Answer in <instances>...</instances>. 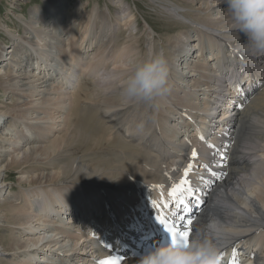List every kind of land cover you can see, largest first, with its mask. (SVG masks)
<instances>
[{
  "label": "bare ground",
  "instance_id": "6f19581e",
  "mask_svg": "<svg viewBox=\"0 0 264 264\" xmlns=\"http://www.w3.org/2000/svg\"><path fill=\"white\" fill-rule=\"evenodd\" d=\"M5 1L9 8L6 17L4 16L5 20L1 18L0 21V27L9 36L10 41L3 43L0 40V82L6 80L0 84L5 94L18 90L20 81H25L28 76L22 74L13 78L11 76L13 73L7 74V72H11L8 70L22 72L23 69L26 71L27 67L35 73L44 74V78L59 84L58 88L60 89L50 90L47 94L49 97L42 103L36 99L35 106L31 108L34 111L33 114L38 116L37 120L40 121L41 116L44 115L41 120L52 124L46 128L47 130L38 127L39 122H36V126L28 127L27 117L29 114L27 115L22 110H17L15 107L10 111L9 109L8 111L0 109V125H2L0 130V175H2L0 176L2 179L0 180V205L3 206L2 213L9 206L12 207L13 203L15 204L12 199L9 200L10 194L6 195L7 190H11L9 183L3 181V174L7 172L8 168L17 167L18 170H23V174L38 175L39 179L41 174L44 175L42 172L46 171L45 167L59 170L57 177L46 180V183L49 184H46L47 191H45L46 187L42 181L36 180V185L35 182L31 183L33 188L30 189L27 198L32 200L27 199L28 201L24 202L25 209L14 208L15 210H12L17 222L20 221L17 225L20 235L14 240L10 237L12 239L3 244L7 246L11 242L10 252L16 251L13 256L16 257L15 254L18 252L19 257L22 258L8 263L41 264V262H36L38 253H43L46 250L47 253L44 255V258H47L46 264H60L61 257L69 262H74V259L85 260L86 257L78 256L80 254L91 255L88 257L90 260L85 263L74 262V264H100L102 260H118L120 264H138L141 256L153 247H144L140 251L142 252L140 255L130 256L126 253L121 259L108 252L100 250L93 252L92 249L95 248L96 242L92 240L91 236L84 234V231L77 233L79 229L76 228L75 222L68 226L52 216L58 215L65 218V215L69 214L70 218L74 217V220L79 218L81 221L78 210L83 206L87 215L94 214L93 206L96 205L93 203L94 201L91 200V206L87 207L85 199L81 205L82 200L87 198V193L83 191L82 186L78 185V182L90 181L94 183L86 186H89L88 191L91 192L97 189L101 191L102 188L108 189L106 193L110 197L115 196V193L125 196L124 194L130 192L131 195L128 198L121 199L116 204L112 203L115 213H122L117 216V219L127 224L132 217L124 219V216L127 213L133 215L129 209L136 207L135 203L138 202V197L139 199L143 198L144 194L149 192L150 187L147 184L153 185L151 188L155 194L153 199L159 201L157 198L161 191L158 190L161 189L154 186L156 183H161L162 187L167 188H174L182 180H187L189 184L190 182L200 183L203 180L202 173L194 172L191 169L185 173V177H181L180 171L184 163L191 159V153L195 149L199 152L200 161H209L207 151L213 157L210 152L212 148L204 142L203 137L209 138L211 130H214V123L217 121L214 119V115L218 113L220 117L222 115L227 120L224 123L226 128L223 127L224 130L221 134L228 131L229 133L228 137L212 136L209 138L217 145L225 140L222 143L224 149L214 154V161L211 165L217 175L209 182V191L205 189V192L207 191L206 202L201 200L203 206L194 208L192 204H189L192 210L186 217L184 216L185 219L179 225L182 229L191 228L193 239L208 238L220 249L234 241L242 242L253 251L250 260L255 259V261L254 263L250 261L249 264H264V86L251 92V98L248 96L233 98L231 96L230 99L237 104L233 109L229 107L232 102L226 101L224 92H220V94L217 92L221 89L220 63L227 64L234 59L236 53L243 52L240 61L248 64L247 69L252 70L250 66L252 64L259 68L260 72L256 75V82H258L259 79L264 80V56L248 55L244 48L245 40L241 39L242 34L237 38L230 36L234 30L230 27V14L227 13L225 17L219 16L221 11H227L225 0H176L177 4H172L168 2L169 0L167 2L159 1L161 7L157 6L162 11L163 14H161L166 17V20L164 18L163 21L180 25L181 29L174 34H169L165 41L169 43L171 51L170 58L167 59L170 70L169 86L167 94L160 99L161 104L158 106L132 102L121 94L125 82L131 74L132 64L157 56L154 44L156 41L153 37L157 34L156 30L149 20H144L150 31L147 30L148 28L143 31L146 39L142 44L143 37L137 33L134 34V31L141 32L137 28L138 24L134 25L132 22L134 14L133 12L127 14L130 7L121 0L116 6L117 8L113 9L116 17L113 16L114 18L111 17L113 19L110 20L105 15L104 23L96 10L86 9L89 6L88 2L44 0L42 5L32 7L30 10L31 20H28L27 29L25 28L26 33L29 35L32 31L37 40L30 36L20 37L11 30L6 22L12 17L19 21L25 20L23 14L17 13V9L24 4L25 0ZM190 4L191 7L200 4L199 8L206 10V12L199 11L200 13L197 14L200 15L196 20L199 24L206 25L205 27L208 24L211 29L200 26L194 29L191 27L192 16L189 19L186 11L189 8L183 7V5L189 6ZM153 5L156 6V4ZM221 6L224 9H218ZM107 11L109 15L112 14L110 8ZM201 16L203 17L199 18ZM215 19L220 20L218 26L224 29L215 28L217 26ZM211 20L213 22H210ZM120 32L124 33L125 38L123 42L119 43L116 40ZM106 37L109 40L104 43V40L101 39H106ZM160 39L162 40V38ZM193 39L197 41V44L193 42ZM98 45L104 49L102 48L101 54L95 56L94 52ZM143 45H146L147 48L145 49ZM114 47H117L115 53L112 52ZM195 48L199 49L198 55L194 59L197 63L194 60H189V55H187L192 53ZM162 49L164 50V48ZM6 54L9 55L8 58L5 57ZM86 54L87 56L84 58ZM212 57L217 61L212 62ZM89 59L95 60L90 63L86 62ZM248 74L252 73L248 72ZM82 75L93 81L91 83H93L94 89L92 87L90 90L92 98L89 97V102L85 103V107H82L78 100L74 105V110H70L71 102L65 100L67 95L64 89L75 88ZM34 82L36 84V80L28 83L30 90L35 88H33ZM185 87H191L193 91H187ZM29 88L26 89L27 92H30ZM197 91L198 99H196ZM221 91H227L228 95L231 93L229 87ZM24 94L20 95V98H23L27 93ZM15 95L19 94L14 93L10 95V98ZM50 95H56V97ZM164 101L168 104L173 103V111L179 115L170 111L171 117H168L166 115L168 112H164L166 107L160 110ZM217 102L224 103L220 106L217 105ZM45 104L54 105L57 112L53 113L47 106L40 108ZM1 106L0 104V108ZM212 109H216L215 113H211ZM59 113L61 114L57 117L60 118L59 122L66 120L63 119L65 113H70V118L67 119L70 123L65 121L67 129L61 137L49 140L51 144L45 145V147H43L44 141L42 143L34 142L30 145L24 144L29 139L37 140L38 136L39 138L44 136L47 139L51 130L55 128L54 124L57 123L55 119ZM220 119L218 118V121ZM23 120L27 122H22ZM9 134L11 135L9 139L4 137ZM7 142L9 144H6ZM1 143L6 145H1ZM22 143L25 146L20 147ZM10 151L15 155L5 158L2 153ZM222 152L225 153L224 161L221 160L220 153ZM39 157L47 159L46 166H42L41 170L36 167L41 163L39 160H42ZM5 161L8 162L6 168L3 165ZM30 162L32 164L28 166L27 164ZM25 165L28 167H23ZM185 166L187 165L185 164ZM38 170L40 173H35ZM51 184L52 187H50ZM36 186L37 188H35ZM10 192L13 193L12 190ZM62 199H64V203L61 202ZM69 199H73L75 203L70 205ZM5 202L9 204H4ZM78 203L79 206H74ZM123 207L125 209L121 210ZM145 208H150V204L146 203ZM90 209L93 211L91 212ZM140 209L141 213L145 212L142 201ZM3 220H0V223L5 222ZM49 220L52 222L48 224ZM102 220V218L97 219V221ZM40 221L46 222L45 229L40 227L32 230L27 229L28 225L33 227L35 222L40 224ZM67 221L69 222L68 219ZM188 221H194L192 226ZM87 223L84 222V228ZM1 226L0 224V228ZM70 229L76 235L67 233ZM11 232L14 233L15 229ZM77 235H82V237ZM62 237H64L62 242L69 238L68 240L76 241L75 244L78 246L66 245L68 250L59 248L61 250L52 251L50 240L52 239V242L58 244L60 241L57 239ZM80 239L81 242H84L82 245H80ZM143 242L144 239L137 238L134 246L139 248ZM247 250L250 251L249 248ZM3 255L5 256L3 251H0V258Z\"/></svg>",
  "mask_w": 264,
  "mask_h": 264
},
{
  "label": "rangeland",
  "instance_id": "374dc122",
  "mask_svg": "<svg viewBox=\"0 0 264 264\" xmlns=\"http://www.w3.org/2000/svg\"><path fill=\"white\" fill-rule=\"evenodd\" d=\"M43 1L44 0H25L23 3L24 4H22L21 6H20V8L19 9H17V13H20V14H23L24 16H25V20H21V21H19V20H17V19H15V18H11V20H7L6 22H7V24H8V26L11 28V30L14 32V33H16V34H18V35H20V37H33L35 40H37V37H36V35L35 34H33V32L31 31V33H29V35H28V33H26L27 31L25 30V28L27 29V23H28V20L30 21L31 20V17H30V10L32 9V7H34V6H36V5H42L43 4ZM69 1H71V2H75V0H69ZM120 0H81L80 2H82V3H87L88 2V4H89V6L88 7H86V9H93V10H96L97 11V13L99 14V18H101L102 19V22L104 23V21H105V19H106V16L105 15H107L109 18L108 19H113L114 17H116V15H114V11H113V9H116L117 7V5L120 3L119 2ZM124 4H126L128 7H130V11H127V14H129L130 12H133V14H134V17L132 18V22L134 23V25L137 23L138 24V26H137V28H138V30L139 31H141V32H137V31H134V34H138L140 37H143V40H142V44H144V41H145V39L146 38H144V30H145V28L147 29L148 28V25H147V23H146V21H144V20H149V23H151V25L154 27V29L156 30V35H153V37H154V41H156L154 44L156 45V53H157V56L160 54V53H163L164 54V56H165V58L166 59H168V58H170L169 56V54H171V51H170V49H169V43H166L165 41L168 39L167 37L169 36V34H174V33H176V32H178V31H180V29H181V27H179L180 25H177V24H170V23H165L164 21H163V19L164 20H166V17H164L162 14V11H160L159 9V7L158 6H160L159 4V1H168V0H121ZM156 2V3H155ZM168 2H171L172 4L174 3V4H177L176 3V0H169ZM171 3H169V4H171ZM184 3V2H183ZM153 4H156V6L155 5H153ZM158 5V6H157ZM179 7H180V5H178ZM185 6V9H187V7L189 8V10L191 9V11L193 10V11H196V12H193V14H192V12L191 11H189V10H186L188 13H187V15H188V17H189V19H190V17H191V21H195V22H198L196 19H197V17H198V15H200V14H197V13H200L199 11H201V10H203L204 12H206V10H204V9H200L199 7H200V4L199 5H193L192 7H191V4L189 5V6H187V5H183V7ZM161 7V6H160ZM193 7H194V9H193ZM9 8V5H8V3L5 1V0H1V2H0V21L3 19V20H5V15H7V9ZM109 8L112 10V11H110L112 14L111 15H109V12L107 11V10H109ZM214 8V7H213ZM224 9V7L223 6H221L220 8H218V9ZM162 9V8H161ZM157 10V11H156ZM215 10H216V8H215ZM160 11V12H159ZM106 12H108L107 14H106ZM158 12V13H157ZM162 13V14H161ZM192 14V15H190V14ZM228 12L227 11H225V12H222L221 11V13H219V16H221V17H225L226 16V14H227ZM217 14V13H216ZM225 14V15H224ZM5 16V17H4ZM114 16V17H113ZM111 17H113V18H111ZM137 17V18H136ZM203 16H201V17H199V18H202ZM2 18V19H1ZM29 18V19H28ZM213 18V17H212ZM192 19H194V20H192ZM126 21H127V19H125ZM215 20H217L216 21V23H217V26H215V28L216 27H218V28H221V29H224L223 27H220V26H218V24L220 23V20L219 19H215ZM113 21V20H112ZM118 21V20H117ZM136 21V22H135ZM163 21V22H162ZM108 22H110V21H108ZM210 22H213V20H211ZM225 23H227V22H225ZM162 24V25H161ZM170 25V26H169ZM171 26H172V28H171ZM175 26H177V27H175ZM204 26H206V25H204ZM226 27V26H225ZM231 27V26H230ZM205 28H207V29H211V27H205ZM227 28V27H226ZM135 30H137V29H135ZM147 30H149L150 31V29L148 28ZM184 31V30H183ZM24 32V33H23ZM31 34V35H30ZM126 34V33H125ZM26 35V36H25ZM239 33L237 32V33H233V34H230V36H233V37H235V38H237V37H239ZM119 37L117 38V40L116 41H118L119 43L120 42H123L124 41V38H125V36H124V33H122V32H120V34L118 35ZM158 36H160V37H158ZM159 38V39H158ZM160 38H162V40L160 39ZM195 39V38H194ZM194 39H193V42H197V41H194ZM0 40L1 41H3V43H8V42H10L9 41V36L4 32V30L0 27ZM101 40H104V43H107V40H109L108 39V37H106V39L104 38V39H101ZM161 43H160V42ZM157 42H159V43H157ZM97 44H98V42H97ZM195 44H197V43H195ZM20 45H21V43H20ZM157 45H158V47H157ZM9 47H10V45H9ZM143 47H145V49L147 48V46L145 45H143ZM161 47V48H160ZM168 49H167V48ZM18 48V47H17ZM103 47L102 46H100V45H98L97 46V49H96V51L94 52L95 53V56L96 55H98V54H101L102 53V51H103V49H102ZM117 47H114L113 48V50H112V52L114 51V53H115V49H116ZM162 48H164V50L162 49ZM6 49H7V47H6ZM10 49V48H9ZM163 50V51H162ZM168 50H169V52H168ZM99 51V52H98ZM92 53V52H91ZM167 53V54H166ZM190 54H192V53H190ZM190 54H187V55H189L188 56V59L189 60H194L195 58H192V56H190ZM167 55H168V57H167ZM8 56L9 55H7L6 54V56L5 57H7L8 58ZM86 56H87V54L84 56V58H86ZM95 60V59H94ZM93 59H92V61H94ZM89 61V63L90 62H92L90 59L89 60H87L86 62H88ZM170 61H171V59H170ZM263 64H264V62H263ZM262 64V65H263ZM21 70V69H20ZM8 71H11V72H7V74H9V75H11V73H13V75H11L13 78H16V76H18V75H22V74H26V75H28V76H26L27 77V79L25 80V81H23V80H18V81H20V84H19V89L18 90H14L13 91V93L12 92H10V94H5V91H4V89H2V86H1V84L3 83V82H5V81H3V82H0L1 84H0V104L2 105L1 106V110H3V111H8V109H9V111L10 110H12L13 109V107H15V109H19V110H22V111H24L25 113H27V115H28V117H27V120H28V122L27 121H25V120H23L22 122H27V126L29 127V126H36V122H39L40 124L38 125V127H40V128H42V129H45V130H47L46 128H48V126H52V124H48V123H46V122H43V120H41L42 119V117L44 116H41V119H40V121L39 120H37V118H38V116H36V115H34L33 114V110H31V108H33V106H35L34 105V103L36 102V99H39L38 100V102H44L45 100H46V98L47 97H49V95H47L48 94V92H50V90H60L58 87H59V84H57V83H55V82H53V81H49L47 78H44V74H39V72H33V70L32 69H30L29 67H27V69H26V71H24V69H23V71L22 72H19V71H17V70H8ZM79 72H80V70H79ZM81 74V73H80ZM39 75V76H38ZM1 76V75H0ZM32 76H36V77H32ZM12 77H11V79H12ZM24 77V76H23ZM18 78V77H17ZM21 79H22V77H21ZM34 80H36V84H35V82H34V85H36V86H34L33 85V88L34 89H31L30 90V88L28 87L29 85H28V83H30L31 81H34ZM40 80V81H39ZM39 81V82H38ZM13 82V81H12ZM22 82V83H21ZM40 82H42V83H40ZM43 82H45V83H43ZM91 82H93L91 79H89L88 80V78L85 76V75H82L81 77H79V81H78V83H77V86L75 87V88H70V89H64V90H66V95H67V97L65 98V100L66 101H68V102H71L70 104H69V107L71 108L70 110H74V105H76V102L79 100V102H80V105L82 106V107H85L86 106V102H89V97L90 98H92V95H91V93H92V91H90L91 89H92V87H93V83H91ZM38 83V84H37ZM40 83V84H39ZM24 84V85H23ZM17 85V84H16ZM169 86V85H168ZM23 88V89H22ZM29 88V90H30V92H27L26 91V89H28ZM51 88V89H50ZM84 89V90H83ZM93 89H94V87H93ZM187 89V91H190V92H192L193 91V89L191 88V87H185V90ZM48 90V91H47ZM63 90V91H64ZM16 91V92H15ZM32 92V93H31ZM65 92V91H64ZM86 92V93H85ZM14 93H17V94H19V95H15V96H12L11 98H10V95H12V94H14ZM26 95H25V94ZM68 93V94H67ZM3 94V95H2ZM22 94H24L25 96L23 97V98H20L21 96L20 95H22ZM181 95V94H180ZM179 95V96H180ZM51 97H56V95H50ZM198 97H199V95H198V91H197V98L196 99H198ZM27 100V101H26ZM34 100V101H33ZM164 100V99H163ZM11 102H13V103H11ZM30 104H32V106H29ZM161 104V100L159 99V100H157L156 102H155V105H160ZM164 104V105H163ZM162 104V107H160V110H162L164 107H166V110L164 111V112H168V114L166 113V115L168 116V117H171L169 114H170V111H172L173 113H175V114H177L176 112H174L173 111V106H174V104L172 105V104H168V103H166V101H164V103ZM168 104V105H167ZM72 105V106H71ZM172 105V106H171ZM196 105V104H195ZM46 106H47V108L50 110V111H52L53 113L54 112H57V110L56 109H54V105H50V106H48V104H45L44 106H41L40 108H46ZM52 106V107H51ZM6 108V109H5ZM186 108V107H185ZM231 112V111H230ZM73 113V112H72ZM71 113V114H72ZM59 115H61L60 113L56 116V124H54V126H55V128H53L52 130H51V134H49L48 136V138L46 139L44 136L43 137H41L40 136V138H39V136H38V138H36L37 140H35V141H33V140H26V141H28V142H26L25 141V143L24 144H28V145H30V144H34V142H43L44 141V146L43 147H45V145L46 146H48V145H50L51 144V142H49V140L51 141L52 139H54V138H57V137H61L63 134H64V132H65V130L67 129V127H66V122L65 121H67V119L68 118H70V113H65V115L63 116L64 118L63 119H66V120H62L61 122H59L60 121V118H57V117H59ZM177 115H179V114H177ZM69 116V117H68ZM166 117V116H165ZM221 118V117H220ZM36 119V120H35ZM224 119V118H223ZM58 120V121H57ZM74 120V119H73ZM64 121V122H63ZM21 122V121H20ZM69 121H67V123H68ZM71 122H72V120H71ZM31 123V124H30ZM55 123V122H54ZM70 123V122H69ZM1 127H2V125H0V130H1ZM28 130V129H27ZM35 134L37 135V133L35 132ZM29 135V134H28ZM5 138H8L9 139V137H11V135L9 134V135H5L4 136ZM112 139H113V137H112ZM21 140H23L22 138H21ZM5 143H1V145H4ZM6 144H9L8 142L6 143ZM5 144V145H6ZM23 143L20 145V147H23V146H25ZM106 145V144H105ZM5 147V146H4ZM29 147V146H28ZM114 149H119V148H114ZM121 149V148H120ZM123 149V148H122ZM1 152V151H0ZM2 154H4L3 156H5V158H6V156H11V157H13L14 155H15V153L14 152H12V151H10V152H8V153H6V152H3ZM4 158V157H3ZM8 159V158H7ZM39 159H42V160H39V162H41L39 165H37L36 167L37 168H39L40 170L42 169L41 167L42 166H46V163H45V161H47V159L45 158V157H43V158H41V157H39ZM46 159V160H45ZM38 160V159H37ZM7 161H5V162H3V165H5L4 167L6 168V165H7ZM38 163V162H37ZM30 164H32V162H30L29 164H27L28 166H30ZM36 164V163H35ZM21 165V164H20ZM27 165H25V166H23V167H28ZM14 168V169H13ZM46 171L45 172H42V173H44V175L43 174H41V177H40V179L39 178H37L38 177V175H36V176H34V175H32V176H30L29 174H23V170H18V168L17 167H12L11 169L10 168H8V170H7V172H6V170H5V174H3V181L5 180L7 183H9V187L11 188V190H12V192L14 193H11L10 191L11 190H7V192H6V195H8V194H10V196H9V200H13L14 202H15V204L13 203L12 204V207L11 206H9L8 208H6L5 210V212H3L2 213V211H3V209H2V205H0V220H3V221H5V222H1L0 224L2 225L1 226V228H0V251L2 252L3 251V254H5V256L3 255V256H1V258H0V264H10L11 262H15V260H17V259H21L20 257H19V255H18V252H17V254H15V256L16 257H14L13 255H14V252H16V251H11L10 252V249H11V247H12V243L10 242V245H5V244H3L4 242H7L9 239H12L13 238V240H14V238L15 237H17L18 235H20L19 234V228H18V223L20 222V221H18L17 222V219L14 217L15 215L14 214H12V210L14 209V208H19V209H25V205H24V202H27L28 200L29 201H31L32 199H30V198H27L28 197V195H29V191H30V189H32L33 188V186H31L32 184L31 183H33V182H35L34 184L36 185V180H39V181H42V183L44 184V186L46 187L47 185H49L48 183H46V180H48V179H52V177H57V172H59V170H55V168L54 169H52V168H49V167H45L44 168ZM39 172V170L38 171H36L35 173H38ZM34 173V174H35ZM40 173V172H39ZM49 173V174H48ZM0 176H2V175H0ZM30 176V177H29ZM44 177V178H43ZM29 178V179H28ZM43 179V180H42ZM57 179V178H56ZM0 180H2V179H0ZM21 183V184H20ZM47 184V185H46ZM92 184H94V183H91L90 181H88V182H78V185L79 186H82L83 188V191L84 192H86L85 194L87 195L86 197H87V200L85 201V206H87V207H89V206H91L90 204H91V202L92 201H94L93 203H95V204H101V203H103V199L101 198V196H102V194H104V193H106V190H108V189H101V191L100 190H94L93 192H91V191H88V189H89V186L88 187H86L87 185H92ZM147 185H151V184H147ZM40 186H42L41 184H40ZM72 187L74 186V185H71ZM70 186V187H71ZM48 187V186H47ZM45 188V191H47V189L48 188ZM50 187H52V184H51V186ZM35 188H37V186L35 187ZM85 189V190H84ZM20 190V191H19ZM22 190V191H21ZM27 190V191H26ZM36 190V189H35ZM87 190V191H86ZM100 191V192H99ZM104 192V193H103ZM69 193V192H68ZM94 193V194H93ZM13 194V195H12ZM75 194V193H74ZM107 195H108V193H106ZM120 194V193H119ZM130 192H127L126 194H124L125 196H123V194H121V196H123V199H126V198H128L129 196H130ZM1 195V194H0ZM63 195V194H62ZM19 196H21L20 198H19ZM76 196L78 197L79 196V194L77 193L76 194ZM75 196V197H76ZM92 196V198H90ZM98 197H100V198H98ZM8 198V197H7ZM28 199V200H27ZM45 199H46V197H45ZM80 199H81V197H80ZM92 200V201H91ZM21 202V203H20ZM61 202L62 203H64V199H62L61 200ZM4 204H9V203H7V202H5ZM16 207H15V206ZM24 205V206H23ZM74 206H79V203L78 204H75ZM124 208V207H123ZM15 210V209H14ZM15 212V211H14ZM3 215V216H2ZM14 215V216H13ZM30 215V214H29ZM38 219V218H37ZM36 219V220H37ZM43 221H40V224L38 223V222H35L36 224L35 225H33V227H32V225H28V227H27V229L28 230H32V229H36V228H38V227H40L41 229H45V227H46V225H44L46 222H44V223H42ZM52 221L51 220H49L47 223H51ZM3 223V224H2ZM7 223V224H6ZM53 224V223H52ZM39 225V226H38ZM76 226V228H77V224L75 225ZM73 228H74V226H73ZM15 229V232L13 233V232H11V230L13 231ZM19 230V231H18ZM46 230H48L47 228H46ZM61 231H65V230H61ZM69 232H67V233H70V234H74V233H72L71 232V229L70 230H68ZM66 232V231H65ZM74 235H76V234H74ZM78 237L80 236V238L82 237V235H77ZM10 237H12V238H10ZM66 238V237H65ZM62 239H64V237H62L61 239H57V240H59L60 241V243H58V244H56V242H52V239L49 241L50 243H52V246H51V248H52V251H56L57 249H58V251L59 250H61L62 248H63V250H68L69 248H67V246H71V247H75V245H77L78 246V244H75L76 243V241H73V240H68L69 238H66L63 242L61 241ZM72 241V242H71ZM49 244V243H48ZM67 245V246H66ZM3 246V247H2ZM76 246V247H77ZM9 247V248H8ZM57 247V248H56ZM4 248H5V250H4ZM59 248H61V249H59ZM3 249V250H2ZM7 249V250H6ZM9 249V250H8ZM46 249H48V247H46ZM51 250V249H50ZM11 253V254H10ZM40 253V252H39ZM38 253V258H37V260H36V262L38 261V262H41V264H46V259L47 258H44V255H45V253H47V251L45 250L43 253H42V255H40ZM79 253H80V251H79ZM78 254V253H77ZM77 256V255H76ZM78 256H80V257H86V259L85 260H83V261H79L78 259L76 260V259H74L73 261L76 263V262H78V263H85V262H87L88 260H90L88 257H90L89 256V254H85V255H82V254H80V255H78ZM9 260V261H8ZM8 262H10V263H8ZM45 262V263H44ZM74 262H72L73 264H74ZM15 264H20V262H18V263H15Z\"/></svg>",
  "mask_w": 264,
  "mask_h": 264
},
{
  "label": "clouds",
  "instance_id": "9594fccd",
  "mask_svg": "<svg viewBox=\"0 0 264 264\" xmlns=\"http://www.w3.org/2000/svg\"><path fill=\"white\" fill-rule=\"evenodd\" d=\"M231 28L245 38L250 56H264V0H225ZM122 89L129 101L155 104L168 92L169 65L163 53L134 63ZM111 180V179H110ZM221 249L210 239L195 238L187 246L169 241L141 256L138 264H221Z\"/></svg>",
  "mask_w": 264,
  "mask_h": 264
},
{
  "label": "snow or ice",
  "instance_id": "6c2138e0",
  "mask_svg": "<svg viewBox=\"0 0 264 264\" xmlns=\"http://www.w3.org/2000/svg\"><path fill=\"white\" fill-rule=\"evenodd\" d=\"M195 155V153H193ZM188 184L187 180H182L179 184H177L173 189H172V195L175 197L181 189H184L185 186ZM186 191L191 193L192 189L190 187L186 188ZM180 203H183V201H180ZM156 220L158 221L159 224L163 225L169 235H170V241L172 243L176 244H183L184 246H187L188 242L190 241V237L193 235V232L191 228H188L184 231H178L175 227V225H169L168 221L162 217H157ZM189 225H191V221H188ZM224 258V254L221 253L220 255V260L222 261ZM100 264H120L118 260H102L100 261Z\"/></svg>",
  "mask_w": 264,
  "mask_h": 264
}]
</instances>
